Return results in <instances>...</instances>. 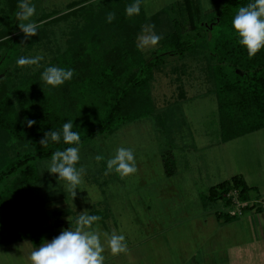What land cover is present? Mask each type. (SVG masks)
Returning a JSON list of instances; mask_svg holds the SVG:
<instances>
[{
  "label": "trees",
  "instance_id": "trees-1",
  "mask_svg": "<svg viewBox=\"0 0 264 264\" xmlns=\"http://www.w3.org/2000/svg\"><path fill=\"white\" fill-rule=\"evenodd\" d=\"M184 2L187 7L182 10L173 5L151 16L157 24L164 14L177 12L182 17L171 18L172 31L162 39L153 60L146 59L137 45L147 20L141 0L139 14L132 16L126 8L135 0L72 2L65 13L33 18L39 25L37 35L27 39L18 27L19 0H6L0 7V249L24 241L36 248L57 236L54 229L46 228L43 205L34 198L33 187L40 182L34 162L52 159L54 152L74 145L62 139L42 144L44 134L60 131L64 122L73 120L81 148L103 134H112L122 124L154 115L150 81L166 57L206 50L220 142L264 129V48L250 57L232 28L239 7L252 0H227L217 14H211L209 23L217 25L209 42L200 35L198 6H191L190 0ZM109 13L115 14L111 22ZM186 26L194 33L192 37L183 33ZM21 42L43 57L33 72L16 63L22 55ZM48 66L72 69L74 74L52 87L41 79ZM28 120L34 123L29 126ZM254 189L241 175H234L210 187L204 198L214 203L223 200L229 206L224 197L229 191L237 190L245 201ZM97 208L89 212L100 216L95 224L105 215ZM252 209L250 205L244 211ZM50 214L55 219L72 217L66 227H78L79 215L69 208L53 209ZM216 217L224 223L236 219L220 212Z\"/></svg>",
  "mask_w": 264,
  "mask_h": 264
},
{
  "label": "rangeland",
  "instance_id": "rangeland-1",
  "mask_svg": "<svg viewBox=\"0 0 264 264\" xmlns=\"http://www.w3.org/2000/svg\"><path fill=\"white\" fill-rule=\"evenodd\" d=\"M5 1L0 0V7ZM78 1L31 0L36 7L31 20L65 13L68 4ZM226 1L190 0L191 6L200 10V35L208 42L217 25L209 23V17ZM141 2L147 20L137 45L146 59L153 60L162 39L172 31L171 18L182 17L177 12L176 17V13L164 14L157 24L151 16L173 5L175 10H182L187 4L184 0ZM184 29V34L193 36L190 27ZM149 31L161 39L155 46H141ZM24 43L19 45L21 56L38 55L35 50L28 51ZM209 63L206 50L201 49L190 56L166 57L150 81L154 115L122 124L112 134H103L80 148L76 166L83 167L84 172L74 197L58 174L47 171L51 159L35 160L40 182L33 187L34 198L43 205L41 214L47 229L59 235L71 220L55 219L50 214L53 209L67 207L81 215L98 207L105 213L104 224L94 223L90 230L96 231L104 246L103 264H213L208 253L228 243L245 244L241 237L248 239L259 231L253 216L258 213L255 205L264 210V129L220 142L217 105L207 77ZM39 66L22 67L33 72ZM121 147L132 149L136 163V172L123 178L107 168V161ZM98 155L103 159L96 160ZM234 175H242L248 187L256 188L249 192L248 200L259 203L230 222H219L215 216L228 214L229 206L223 200L214 203L204 197L210 187ZM112 234L125 236V251L111 252L108 239ZM238 249L251 254L256 247L247 242ZM33 250L27 242L1 248L0 264H31Z\"/></svg>",
  "mask_w": 264,
  "mask_h": 264
},
{
  "label": "clouds",
  "instance_id": "clouds-1",
  "mask_svg": "<svg viewBox=\"0 0 264 264\" xmlns=\"http://www.w3.org/2000/svg\"><path fill=\"white\" fill-rule=\"evenodd\" d=\"M19 11L16 13L18 27L24 34L25 39L37 35L39 25L31 20L36 12L35 5L31 0H19ZM140 0L126 8L129 16L139 14ZM115 18L114 13H109L108 22ZM232 28L238 37V43L244 47L248 55L254 56L259 50L264 48V0H252L246 6H241L232 20ZM161 37L148 32L142 38L141 46H155ZM43 59L42 56L24 57L17 59L19 66L38 65ZM74 70L64 69L56 66H48L41 73V79L52 87H57L72 78ZM34 123L28 120L31 126ZM73 120H67L62 125V130H50L44 134L42 144L49 141L74 145L62 151H56L52 155L48 165L50 174H58L57 178L66 182V189L74 197L77 187L83 180V167L77 168L76 164L80 160V133L73 131ZM96 160L103 159L96 156ZM108 170H115L121 178L136 172V163L132 149L121 147L117 149L116 155L107 161ZM100 216L81 214L77 218L78 227L75 230L70 228L62 230L59 235L50 241H44L42 245L36 247L30 255L31 264H103L104 246L95 230H90L94 222L99 221ZM108 245L113 254H118L126 250L125 236L112 234L108 239Z\"/></svg>",
  "mask_w": 264,
  "mask_h": 264
},
{
  "label": "crops",
  "instance_id": "crops-1",
  "mask_svg": "<svg viewBox=\"0 0 264 264\" xmlns=\"http://www.w3.org/2000/svg\"><path fill=\"white\" fill-rule=\"evenodd\" d=\"M243 180H244V178H243ZM65 208H67V207H65ZM69 209L72 210L71 208H69ZM255 209H258L257 210L258 213H256V215L253 216V219L255 220L253 222L254 223L256 222L257 227H259V231L256 234H250L248 239H246L245 237H241L239 240L246 241L245 244L241 243L239 245L238 244L232 245L231 243L230 244L228 243L227 247L221 248L220 250H217V251H212L211 254L208 253L207 256L210 257L211 263H213V264L214 263H216V264H264V210L263 211H262V209L259 210L260 209L259 206H255ZM72 211L76 212L74 210H72ZM216 219H217V217H216ZM217 221L223 222L222 219L221 220L217 219ZM101 224H104V220L101 222ZM75 229L76 228H74V230ZM24 242H26V241H24ZM24 242H21V243H24ZM247 242L255 244L256 249L254 251H252L251 254H250V252L245 253L241 249H238L239 247L246 246ZM27 243H29V242H27ZM17 244H20V243H17ZM8 248H9V246H8ZM234 248H236L238 250L235 251ZM253 259H255L256 262H253ZM198 264H201V263H198Z\"/></svg>",
  "mask_w": 264,
  "mask_h": 264
},
{
  "label": "built area",
  "instance_id": "built-area-1",
  "mask_svg": "<svg viewBox=\"0 0 264 264\" xmlns=\"http://www.w3.org/2000/svg\"><path fill=\"white\" fill-rule=\"evenodd\" d=\"M224 197L227 201L230 202L229 204L230 210H229L228 215L231 217L241 216L244 209H246L248 206L250 205L254 206L255 204L259 203L258 201H256L254 202L255 204H252L250 200H245V201L240 200L239 193L237 190L229 191L227 194H225ZM261 204H264V202L262 201Z\"/></svg>",
  "mask_w": 264,
  "mask_h": 264
}]
</instances>
